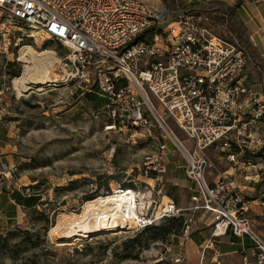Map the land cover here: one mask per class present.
<instances>
[{
  "label": "built area",
  "instance_id": "1",
  "mask_svg": "<svg viewBox=\"0 0 264 264\" xmlns=\"http://www.w3.org/2000/svg\"><path fill=\"white\" fill-rule=\"evenodd\" d=\"M210 23L203 13L173 15L161 0H0L2 41L14 38L11 31H28V39L41 35L67 50L65 68L94 72L106 129L150 133L154 122L176 147L195 187L189 210L210 218L209 238L196 247L197 264H220L216 244L228 234L240 240V264H264V188L257 197L246 195L206 155L219 147L228 164L244 169L243 179L254 192L264 184V158L256 163L245 156L260 146L256 135L264 118V94L242 80L250 58ZM166 118L183 132L191 150ZM166 156L167 145L161 143L158 153L146 158L145 176L164 174ZM165 195L163 187L155 192L158 198ZM166 198L153 216H140L137 226L182 217L184 210ZM137 204L143 212L144 202ZM193 224V217L184 219L182 239L189 240ZM185 260L183 251L169 259L172 264Z\"/></svg>",
  "mask_w": 264,
  "mask_h": 264
},
{
  "label": "rangeland",
  "instance_id": "2",
  "mask_svg": "<svg viewBox=\"0 0 264 264\" xmlns=\"http://www.w3.org/2000/svg\"><path fill=\"white\" fill-rule=\"evenodd\" d=\"M211 21L214 32L225 37L220 22L216 18ZM15 32L11 31L14 38L6 36L5 41L0 36V202L13 201L16 193L33 201L22 211L9 212L14 209L11 203L0 206V264H172L171 254L179 251L187 257L183 264H197V246L193 243L208 235L210 218L189 210L195 187L185 176V160L176 147L154 122L150 133L130 135L106 129L104 102L95 94L94 72L76 74L63 66L68 52L61 45L41 35L28 39V31ZM24 46L36 52H54L58 63L52 79L57 81L19 95L13 82L23 76L25 65L19 61V51ZM253 79L256 82L251 84L260 83L256 72ZM166 123L191 150L176 124L169 118ZM256 136L260 146L253 155L246 152L245 156L260 163L259 158H264V118ZM161 143L167 145L165 173L145 176L146 158L158 153ZM206 155L218 171H229L230 180L236 179L237 184L242 169L228 164L219 147L207 150ZM160 187L184 210L183 219L193 217L189 240L182 239L180 233L159 240L155 233L141 234L144 228L137 223L131 228L116 226L109 232L84 236L64 235V230L49 235L65 216L79 214L86 201L97 197L110 203L113 195L131 192L133 199L139 197L136 200L145 205L143 212L135 205V214L151 217L168 201L155 196ZM263 188L260 184L257 189ZM245 194L255 197L247 189ZM167 224L156 222L150 227ZM221 242V251L230 252L237 249L240 240L227 235ZM169 247L171 252H167ZM235 257H225V263L234 264Z\"/></svg>",
  "mask_w": 264,
  "mask_h": 264
},
{
  "label": "bare ground",
  "instance_id": "3",
  "mask_svg": "<svg viewBox=\"0 0 264 264\" xmlns=\"http://www.w3.org/2000/svg\"><path fill=\"white\" fill-rule=\"evenodd\" d=\"M19 61L25 65L22 78L13 82V87L19 95L33 87H42L57 81L52 79L55 76L53 69L58 63L54 52L49 50L36 52L31 47L24 46L19 51ZM40 90L42 89H38ZM135 205L139 210L137 200L135 196L133 199L131 192L113 195L110 203H104L102 198L97 197L86 201L79 214L65 216L66 219L51 229L49 235L56 236L57 231L64 230V235L84 236L88 232H109L116 226L118 229L127 226L131 228L138 223L139 218L138 214H135Z\"/></svg>",
  "mask_w": 264,
  "mask_h": 264
},
{
  "label": "crops",
  "instance_id": "4",
  "mask_svg": "<svg viewBox=\"0 0 264 264\" xmlns=\"http://www.w3.org/2000/svg\"><path fill=\"white\" fill-rule=\"evenodd\" d=\"M175 1L176 2L180 1L185 4L206 3V2L217 1V2H225L229 4L230 6L234 5L236 2L240 3L239 8L237 9L238 20L241 24L245 26L252 49L260 60V65H257V64H254L252 60L250 59V61L248 62L249 65L247 64V66L243 70L242 80L245 86H247L248 88L252 89L253 91L257 93L264 94V0H175ZM210 21H211V17H210ZM250 65L255 68V72H256L258 79H260V83L251 84L252 82H256V81L253 79L255 76V72L251 71ZM239 169L244 170L243 168H239ZM228 173L230 174L229 171ZM244 175L245 173L242 171L241 175L237 177L238 181L236 185L241 189H247L248 191H251L255 197L259 196V194L262 192V191H258L257 189L259 185L255 187L256 191L254 192L252 187H249L252 185L244 181L243 179ZM234 183H236V179ZM12 197L15 198L13 201L9 200V202H5V204L4 203L2 204V202H0V206L1 205L4 206V205H7L8 203H11L14 205V209L9 210V212L24 210V205L28 202V199H26V196H24L22 193H19V194L16 193V194H13ZM14 201L17 203H15ZM8 219H12V218H8ZM209 234H210V231L208 232V235H206V237L204 236H201V237L199 236V237L205 242L209 238ZM228 235L232 236L231 234H228ZM245 240L243 244L246 248H249L251 244L248 240L246 242ZM203 241L201 240L199 242L195 241L196 243H193V244L198 247L204 243ZM221 241H222V238H220L216 244L217 249L220 253L219 263L226 264L225 257L231 258V257H234L235 255L236 257L234 260L235 262L234 264H240V259L238 256V252L241 249L240 243L237 246V249L230 251V252H222L221 251V245H222Z\"/></svg>",
  "mask_w": 264,
  "mask_h": 264
},
{
  "label": "trees",
  "instance_id": "5",
  "mask_svg": "<svg viewBox=\"0 0 264 264\" xmlns=\"http://www.w3.org/2000/svg\"><path fill=\"white\" fill-rule=\"evenodd\" d=\"M164 6H166L173 15L186 13V12H198L206 14L211 18H216L220 22V26L224 29L225 37L227 41L233 42L236 40L237 45L245 52V54L252 60L254 64L260 65V60L258 56L252 49L249 37L247 35V30L243 24H241L237 17V9L240 3L236 2L234 5L230 6L225 2H206V3H194L185 4L180 1L175 0H163ZM173 7H171L172 5ZM93 99V96H89ZM26 197L28 202L24 205V209H29L31 207V198ZM167 225L161 227H145L142 233H155L159 240H164L166 236L172 233H180L184 224V219L182 217L169 218L166 219Z\"/></svg>",
  "mask_w": 264,
  "mask_h": 264
},
{
  "label": "water",
  "instance_id": "6",
  "mask_svg": "<svg viewBox=\"0 0 264 264\" xmlns=\"http://www.w3.org/2000/svg\"><path fill=\"white\" fill-rule=\"evenodd\" d=\"M107 129L108 130H113V127L112 126H108Z\"/></svg>",
  "mask_w": 264,
  "mask_h": 264
}]
</instances>
